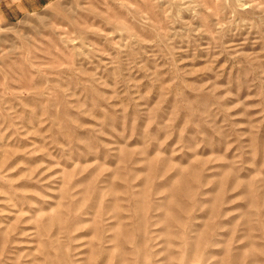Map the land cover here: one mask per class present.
<instances>
[{"label": "rangeland", "instance_id": "obj_1", "mask_svg": "<svg viewBox=\"0 0 264 264\" xmlns=\"http://www.w3.org/2000/svg\"><path fill=\"white\" fill-rule=\"evenodd\" d=\"M0 264H264V0H0Z\"/></svg>", "mask_w": 264, "mask_h": 264}]
</instances>
